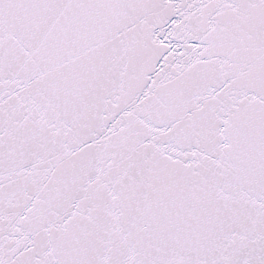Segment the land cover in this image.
Here are the masks:
<instances>
[{
    "label": "snow or ice",
    "instance_id": "obj_1",
    "mask_svg": "<svg viewBox=\"0 0 264 264\" xmlns=\"http://www.w3.org/2000/svg\"><path fill=\"white\" fill-rule=\"evenodd\" d=\"M0 264H264V0H0Z\"/></svg>",
    "mask_w": 264,
    "mask_h": 264
}]
</instances>
